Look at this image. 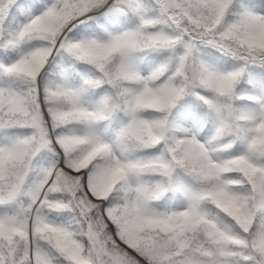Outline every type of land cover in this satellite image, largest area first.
I'll list each match as a JSON object with an SVG mask.
<instances>
[{
	"label": "snow or ice",
	"instance_id": "1",
	"mask_svg": "<svg viewBox=\"0 0 264 264\" xmlns=\"http://www.w3.org/2000/svg\"><path fill=\"white\" fill-rule=\"evenodd\" d=\"M0 264H264V0H0Z\"/></svg>",
	"mask_w": 264,
	"mask_h": 264
}]
</instances>
